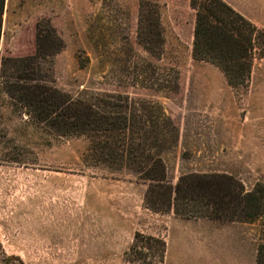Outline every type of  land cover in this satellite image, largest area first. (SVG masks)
Here are the masks:
<instances>
[{
	"label": "rangeland",
	"instance_id": "374dc122",
	"mask_svg": "<svg viewBox=\"0 0 264 264\" xmlns=\"http://www.w3.org/2000/svg\"><path fill=\"white\" fill-rule=\"evenodd\" d=\"M227 1L264 31V0ZM141 2L159 17L155 53L140 43L149 31ZM194 16L190 0H4L0 59L32 55L37 26L53 32L59 49L39 60L40 78L102 109L172 122L176 137L156 154L173 184L226 174L250 191L264 185L262 38L252 42L249 82L231 87L216 66L192 59ZM0 106V264H156L160 246L146 237L165 242L161 264H229L261 244L264 218L154 213L134 171L85 157L86 136L55 135L4 96ZM136 234L141 259L128 262Z\"/></svg>",
	"mask_w": 264,
	"mask_h": 264
},
{
	"label": "trees",
	"instance_id": "16d2710c",
	"mask_svg": "<svg viewBox=\"0 0 264 264\" xmlns=\"http://www.w3.org/2000/svg\"><path fill=\"white\" fill-rule=\"evenodd\" d=\"M3 2L0 0V18ZM147 6L148 15H143ZM139 7L142 11L140 25L149 29L140 43L149 53H155L163 41L159 17L148 2H141ZM190 8L195 12L192 59L216 66L229 86H245L250 79L252 42L256 34L262 38L259 56L264 58V31L222 0H190ZM37 27L32 55L0 59V97L4 96L12 108L20 109L28 120L55 135L86 136V158L134 171L147 183L143 203L154 213L171 212L180 218L223 223H252L264 218L262 184L247 191L238 180L226 174L182 175L175 184L166 179L163 163L156 152L167 139L176 137L172 122L159 125L158 116L150 112L138 116L113 110V107L102 109L40 78L39 60L53 55L59 48L53 32ZM139 238V234L134 236L131 247L134 255L128 262L141 259L137 254L141 249L137 246ZM146 238L159 244L156 264H161L165 242ZM256 264H264V229L261 244L256 249Z\"/></svg>",
	"mask_w": 264,
	"mask_h": 264
},
{
	"label": "crops",
	"instance_id": "0c3cea01",
	"mask_svg": "<svg viewBox=\"0 0 264 264\" xmlns=\"http://www.w3.org/2000/svg\"><path fill=\"white\" fill-rule=\"evenodd\" d=\"M225 1V3H227L230 7H232L233 5L230 4V2H228L227 0H223ZM210 221H207V223H209ZM214 222V221H213ZM215 223V222H214ZM229 225V224H226ZM245 225V224H243ZM225 252H223L224 254ZM245 259V260H244ZM244 259L241 260V258L238 259V263L234 262V259H230L232 262H229V264H256V250L254 248H252L250 254H244Z\"/></svg>",
	"mask_w": 264,
	"mask_h": 264
}]
</instances>
